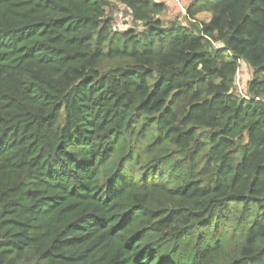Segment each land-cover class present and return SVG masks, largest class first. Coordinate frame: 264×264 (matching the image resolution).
<instances>
[{
  "label": "trees",
  "instance_id": "1",
  "mask_svg": "<svg viewBox=\"0 0 264 264\" xmlns=\"http://www.w3.org/2000/svg\"><path fill=\"white\" fill-rule=\"evenodd\" d=\"M110 1L0 0V264H264V0Z\"/></svg>",
  "mask_w": 264,
  "mask_h": 264
},
{
  "label": "rangeland",
  "instance_id": "2",
  "mask_svg": "<svg viewBox=\"0 0 264 264\" xmlns=\"http://www.w3.org/2000/svg\"><path fill=\"white\" fill-rule=\"evenodd\" d=\"M155 2H163L166 5V12L163 15V19L165 22L167 21H177L181 23L182 25H188L186 22V12L188 7H190L195 0H178L179 3H177V0H153ZM111 7L107 11V15H110L113 18L114 21V28L117 31H125L129 28H135L137 31H142V27L140 25H135L132 23L130 14L128 10L118 4L115 0H111ZM181 8H180V5ZM199 15V16H198ZM198 16L196 18L199 22L206 21L207 16H203L200 14H197ZM252 72L249 69L248 66L245 64H240L238 73L235 77L234 81V92L245 94L247 82L251 79Z\"/></svg>",
  "mask_w": 264,
  "mask_h": 264
},
{
  "label": "crops",
  "instance_id": "3",
  "mask_svg": "<svg viewBox=\"0 0 264 264\" xmlns=\"http://www.w3.org/2000/svg\"><path fill=\"white\" fill-rule=\"evenodd\" d=\"M200 15H203V16H207L206 17V21H204V22H207L209 19H210V14L209 13H201ZM199 16V15H198ZM198 16H196V18L198 17Z\"/></svg>",
  "mask_w": 264,
  "mask_h": 264
},
{
  "label": "built area",
  "instance_id": "4",
  "mask_svg": "<svg viewBox=\"0 0 264 264\" xmlns=\"http://www.w3.org/2000/svg\"><path fill=\"white\" fill-rule=\"evenodd\" d=\"M177 3H179V1L177 0L176 1ZM180 5V4H179ZM180 8H181V5H180ZM189 20V22H192V23H195L196 21L195 20H190V19H188ZM238 73V72H237ZM237 75V74H236ZM241 95H245V94H241ZM245 97V96H244ZM246 99H248V97H245ZM259 100V99H258ZM264 101V100H263Z\"/></svg>",
  "mask_w": 264,
  "mask_h": 264
}]
</instances>
